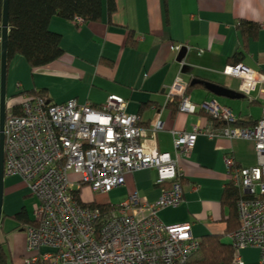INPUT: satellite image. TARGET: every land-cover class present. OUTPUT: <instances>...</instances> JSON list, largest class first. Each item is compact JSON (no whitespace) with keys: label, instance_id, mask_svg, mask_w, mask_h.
<instances>
[{"label":"crops","instance_id":"0c3cea01","mask_svg":"<svg viewBox=\"0 0 264 264\" xmlns=\"http://www.w3.org/2000/svg\"><path fill=\"white\" fill-rule=\"evenodd\" d=\"M114 2L115 10L108 13L107 1L102 0L98 21L77 23L73 19L52 17L48 27L60 34L63 50L56 60L36 67H31L21 54L8 60L5 115L12 113L14 105L25 95L18 94L25 91L42 90L53 102L75 99L92 107L100 106L109 95L115 94L126 100L125 111L137 115L140 125L147 126L159 113L164 129L156 133L153 144L160 151L173 155L174 133L191 131L195 125L219 132L226 125L214 123L204 111H173L166 94L168 87L177 78L184 83L197 78L239 92V79L224 75L222 70L240 46L236 28L240 19L258 26L255 37L247 41L240 63L264 73V0ZM182 46L186 47V54L179 63L176 56ZM189 97L194 103L214 99L226 106L235 120L245 123L256 122L261 116L262 100L257 89L241 97L227 98L197 83ZM226 155L232 156L234 164L240 167L255 163L251 140L197 136L191 153L179 161L183 171L182 202L158 210L163 223L190 222L196 238L215 234L221 235L223 241L226 236L225 242L230 243L231 231L226 232L227 210L220 203L228 181ZM156 176L152 168L127 173L121 186L124 198L136 192L147 202L155 201L160 195ZM31 195L19 175H3L0 244L9 264H22L27 255L26 226L11 217L26 208ZM28 216L34 218V214ZM52 251L40 248V253ZM238 254L242 264H258L255 248L245 247Z\"/></svg>","mask_w":264,"mask_h":264},{"label":"built area","instance_id":"2783aa9c","mask_svg":"<svg viewBox=\"0 0 264 264\" xmlns=\"http://www.w3.org/2000/svg\"><path fill=\"white\" fill-rule=\"evenodd\" d=\"M73 20L83 22L80 17ZM222 73L239 79L243 95L257 89L262 100L260 118L250 126H229L235 119L226 106L214 99L192 102L186 94L187 83L177 78L166 94L168 100L180 98L178 111L201 110L226 126L219 132L196 125L191 131L175 132L173 155L153 144L156 133L164 129L159 113L147 126L140 125L137 115L125 111L126 100L119 95H109L100 106L92 107L75 99L57 103L46 95L25 94L19 103L20 113L5 117L3 131L4 174L19 175L37 199L33 204L35 224L25 228L27 255L23 264L38 260L186 264L199 247L191 223L166 224L157 212L182 202L179 161L191 153L200 134L253 143V165L237 166L230 155L224 159L229 182L243 194L235 205L237 227L229 238L234 264H242L238 252L245 247L255 248L257 263L264 264V73L242 63L228 64ZM145 168L157 173L160 195L153 202L133 192L103 211L83 206L74 197L73 190L84 184L94 192H109L125 184L127 173ZM70 174L78 179L71 181ZM41 247L53 251L40 253Z\"/></svg>","mask_w":264,"mask_h":264},{"label":"trees","instance_id":"16d2710c","mask_svg":"<svg viewBox=\"0 0 264 264\" xmlns=\"http://www.w3.org/2000/svg\"><path fill=\"white\" fill-rule=\"evenodd\" d=\"M2 1L0 0V22L2 15ZM107 1L108 13L115 10L114 0ZM102 13V0H8V37L6 51V66L8 60L15 54L23 55L31 67L41 66L59 58L63 50L60 47V34L51 31L48 27L52 17L63 19L80 17L84 21H98ZM240 35V46L228 58L229 64L240 63L243 52L246 51L247 41L254 38L258 29L255 23L240 19L236 23ZM130 43V42H129ZM186 84V94H190L193 87ZM27 94L34 96L45 95L40 91H25L18 95ZM179 97L168 100L173 111L178 110ZM20 104L14 105L12 113H20ZM214 123H218L215 122ZM255 122H242L235 120L227 123L229 126H250ZM74 197L83 206H97L107 211L116 206L113 203H98L85 201L81 197V189L73 190ZM243 197L239 187L232 185L229 180L223 188L220 203L227 210L226 232L233 231L237 227L236 208L237 201ZM5 218V216H3ZM24 226L34 225V218L28 216L26 208H22L12 217ZM2 224V222H1ZM0 264H9L8 256L0 244ZM23 264V263H22ZM32 264H52L45 260H38ZM186 264H234L232 261V249L228 242L222 240L221 235L209 234L199 238V247L192 253Z\"/></svg>","mask_w":264,"mask_h":264},{"label":"water","instance_id":"95a60500","mask_svg":"<svg viewBox=\"0 0 264 264\" xmlns=\"http://www.w3.org/2000/svg\"><path fill=\"white\" fill-rule=\"evenodd\" d=\"M1 39H0V227L2 222L1 217V202H2V179L4 175V122H5V85H6V51L8 37V0L2 1V15L0 22ZM186 54V47L182 46L176 56L177 62H182ZM203 83L207 90L218 96L227 98L241 97L242 94L226 87L194 78L190 84Z\"/></svg>","mask_w":264,"mask_h":264},{"label":"rangeland","instance_id":"374dc122","mask_svg":"<svg viewBox=\"0 0 264 264\" xmlns=\"http://www.w3.org/2000/svg\"><path fill=\"white\" fill-rule=\"evenodd\" d=\"M69 178L71 181H75L78 179V175L70 174ZM73 188H76V185H73ZM81 197L83 198V200L88 201V202L96 201V202H110L113 204H118L119 202L122 201V199L124 198V195L122 193L121 187L114 188L111 191L106 192V193H101V192L92 191L89 188V186L84 184L81 187ZM36 201H37L36 197H34L33 195L29 196L27 203H26L28 215L33 214L32 206H33V203H35ZM223 239L224 241H227L226 236H224Z\"/></svg>","mask_w":264,"mask_h":264}]
</instances>
